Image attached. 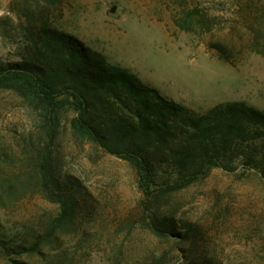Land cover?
Masks as SVG:
<instances>
[{"label":"rangeland","instance_id":"1","mask_svg":"<svg viewBox=\"0 0 264 264\" xmlns=\"http://www.w3.org/2000/svg\"><path fill=\"white\" fill-rule=\"evenodd\" d=\"M184 14L191 30L175 23ZM263 16L264 0H0V63L32 58L53 28L195 114L227 103L264 113ZM35 124L19 98L0 90L1 155L22 158ZM53 162L63 182L80 185L76 231H60L42 256L18 262L264 264L263 166L211 168L183 190L146 198L128 163L80 145L64 127ZM57 214L56 204L26 198L0 209V233L15 241Z\"/></svg>","mask_w":264,"mask_h":264},{"label":"trees","instance_id":"2","mask_svg":"<svg viewBox=\"0 0 264 264\" xmlns=\"http://www.w3.org/2000/svg\"><path fill=\"white\" fill-rule=\"evenodd\" d=\"M191 17L184 14L175 23L191 30ZM199 23L206 27L208 20ZM260 24L264 27V16ZM35 46L28 60L0 63V90L19 98L36 121L22 158L0 154V209L39 197L56 204L58 214L15 241L0 233V262L28 264L17 259L42 256L60 231H76L80 185L69 177L63 182L53 164L62 127L80 145L128 163L146 198L183 190L211 168L233 173L264 167L263 112L227 103L195 114L53 28L42 31ZM154 233L171 235L155 226Z\"/></svg>","mask_w":264,"mask_h":264}]
</instances>
